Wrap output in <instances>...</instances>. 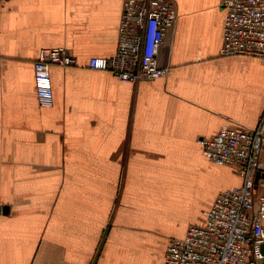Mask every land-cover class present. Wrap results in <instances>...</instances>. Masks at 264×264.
Instances as JSON below:
<instances>
[{
	"label": "crops",
	"instance_id": "crops-1",
	"mask_svg": "<svg viewBox=\"0 0 264 264\" xmlns=\"http://www.w3.org/2000/svg\"><path fill=\"white\" fill-rule=\"evenodd\" d=\"M122 2L2 0L0 264H164L170 238L242 182L200 140L257 125L264 62L220 54V0H174L166 76L132 83L89 68L116 51ZM57 46L79 64L51 66L54 102L41 106L34 62Z\"/></svg>",
	"mask_w": 264,
	"mask_h": 264
},
{
	"label": "built area",
	"instance_id": "built-area-1",
	"mask_svg": "<svg viewBox=\"0 0 264 264\" xmlns=\"http://www.w3.org/2000/svg\"><path fill=\"white\" fill-rule=\"evenodd\" d=\"M220 4L226 11L220 54L254 56L264 62V0H220ZM1 8L2 0L0 12ZM177 18L174 0H123L116 51L91 56L88 67L110 70L132 83L166 76L170 69L160 64L159 54ZM78 64L68 47L40 49L34 78L41 106L54 102L51 66ZM200 143L208 158L231 167L242 182L217 193L204 212L203 224L189 226L183 237L170 238L164 264H260L264 261V194L257 174L264 171V110L255 127L223 125Z\"/></svg>",
	"mask_w": 264,
	"mask_h": 264
},
{
	"label": "water",
	"instance_id": "water-1",
	"mask_svg": "<svg viewBox=\"0 0 264 264\" xmlns=\"http://www.w3.org/2000/svg\"><path fill=\"white\" fill-rule=\"evenodd\" d=\"M257 182L259 183V186H260L259 188L260 193L264 194V172H258ZM0 211L7 212L8 206H0Z\"/></svg>",
	"mask_w": 264,
	"mask_h": 264
}]
</instances>
